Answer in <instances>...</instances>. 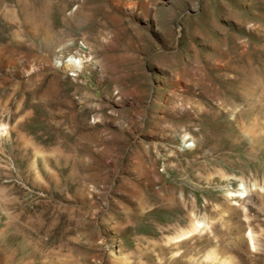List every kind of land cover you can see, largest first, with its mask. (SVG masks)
<instances>
[{
    "label": "rangeland",
    "instance_id": "1",
    "mask_svg": "<svg viewBox=\"0 0 264 264\" xmlns=\"http://www.w3.org/2000/svg\"><path fill=\"white\" fill-rule=\"evenodd\" d=\"M92 2L44 47L0 0V264H264V0Z\"/></svg>",
    "mask_w": 264,
    "mask_h": 264
},
{
    "label": "bare ground",
    "instance_id": "2",
    "mask_svg": "<svg viewBox=\"0 0 264 264\" xmlns=\"http://www.w3.org/2000/svg\"><path fill=\"white\" fill-rule=\"evenodd\" d=\"M14 1L16 3V7L18 8V10L16 12H17L18 17H20V21L16 17L17 15L15 12V9L13 10L12 7H10L11 5L9 6L6 0H1V4L3 5L2 16L4 17V20L11 22L13 26L17 27L18 31H20V29H22V27H24V26H31V23L34 22L35 23L34 27L36 29L35 33H37V32L39 33L42 31V33H43L42 34L43 46L46 47V46L51 45L53 40L56 39L55 36H56V32H57V30L56 31H53V30L50 31V29L47 25L48 18H49V12L51 10L50 8L54 7L55 12H56L55 14L61 18V22L63 24L66 25L68 23H73L74 21H77L80 23V22H84V20H86V18L88 16V15L83 13L84 8L94 0H82V1L81 0H14ZM78 2H80V6L77 7L78 11L73 15V17L71 16L72 18H68L66 16V12L70 9V7L74 3H78ZM259 18L264 20V15L260 14ZM89 21H90V18H89ZM13 34H15V33H13ZM36 37L37 36H34V38H36ZM57 40H59V35H58ZM4 48H5L4 46H0V52ZM263 49H264V47H263ZM67 63L70 65H73V66L78 64L76 59H70L67 61ZM255 63L257 66V69H256L257 73L258 74H260V72L264 73V56L263 55L258 56L255 60ZM253 65H255V64H253ZM250 68H251V66H250ZM254 75H255V73H254ZM248 78H249V75H248ZM259 78H260L259 75H257V77H253L252 80L258 81ZM244 81H246V80H244ZM244 81L242 79L241 83L243 84ZM66 98L61 93H58V91L55 89V87L48 85V84L44 87L42 86V87L36 88V90L33 92L34 107L41 110L47 117H62V116H64V114H65L64 109L66 107ZM248 113L250 115H252L253 117H255L256 120L262 119V121H260V122L256 121L254 124L252 123L253 127L252 128L249 127L250 129H248V133L253 135L255 132V129L259 128L260 129L259 134L260 135L264 134V101L258 100V101H254V102L250 103ZM211 118L213 119V122L216 120H220V124L224 125V121L226 124H228V125L230 124V122L228 120L224 119V116H217V115L214 116L213 115V116H211ZM255 118H254V120H255ZM203 121H205V119H203ZM211 122L212 121H210L209 123H211ZM201 123H202V121H201ZM249 123H250V121H249ZM249 123H248V125H249ZM235 132L237 133V131H235ZM242 133H243V131H242ZM230 135H232V134H229V136ZM208 136H209V134H208ZM253 137H254V135H253ZM255 137H256V135H255ZM74 144H77V143H74Z\"/></svg>",
    "mask_w": 264,
    "mask_h": 264
}]
</instances>
